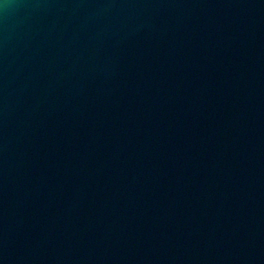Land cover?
Masks as SVG:
<instances>
[{
    "label": "water",
    "instance_id": "95a60500",
    "mask_svg": "<svg viewBox=\"0 0 264 264\" xmlns=\"http://www.w3.org/2000/svg\"><path fill=\"white\" fill-rule=\"evenodd\" d=\"M0 264H264V0H0Z\"/></svg>",
    "mask_w": 264,
    "mask_h": 264
}]
</instances>
